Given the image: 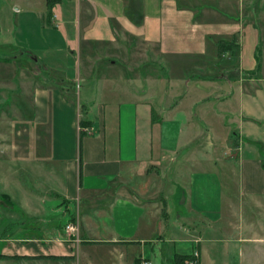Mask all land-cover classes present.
I'll return each instance as SVG.
<instances>
[{"label": "crops", "instance_id": "1", "mask_svg": "<svg viewBox=\"0 0 264 264\" xmlns=\"http://www.w3.org/2000/svg\"><path fill=\"white\" fill-rule=\"evenodd\" d=\"M226 7L194 12L179 0H45L41 8L39 0H0V154L6 114L15 132L14 176L0 164V200L10 203L11 190L39 230L34 238L26 236L30 227L15 226L21 242L62 237L76 243L86 264L80 247L92 244L111 249L110 264H151L140 248L145 243L157 245L158 264L194 253L197 264H256L264 251V76L241 68L242 14L222 12ZM12 37L18 53L9 56ZM233 37L235 61H220L217 41ZM136 41L153 58L148 51L132 63L119 57ZM180 60L190 61L203 88L217 78L228 90H182ZM172 69L180 74L171 79ZM208 93L222 107L211 109L212 118L226 114L218 124L235 141L221 158L211 140L196 155L182 150L193 142L200 120L194 109ZM192 96L183 116L180 103ZM60 221L76 225L71 240ZM7 256H36L28 260L39 263L73 258L56 250Z\"/></svg>", "mask_w": 264, "mask_h": 264}, {"label": "rangeland", "instance_id": "2", "mask_svg": "<svg viewBox=\"0 0 264 264\" xmlns=\"http://www.w3.org/2000/svg\"><path fill=\"white\" fill-rule=\"evenodd\" d=\"M44 1L45 0H39L41 8L44 7ZM179 3L181 4V6H188L192 8L194 12L195 11L199 12V10L197 9H200V8L205 9L208 5L214 6V7L226 5L227 10L222 9V12L224 13H227V11L230 10L232 13L237 15V13L240 11V13L242 14V20H240L241 21L240 23L243 26L242 32H244L242 42L240 43V49L238 51L239 58L242 63L241 68L243 70H245V68L246 69L251 68V70L255 72L256 76H258L259 74L261 76L262 75L264 76V0H225V2L218 1V0H188V1L179 0ZM197 16H199L198 18L201 17L203 19L204 15L202 14V11H201V14L199 13L197 14ZM206 17L208 18V20L211 19L210 14L207 15ZM213 20H221V18L220 16H218ZM13 41L15 40L12 37L11 39L12 45L8 46L6 49L9 56H14L15 54L18 53V50L15 47V43ZM209 41L212 42L214 40L209 39ZM130 48H131L130 52L128 51V53H125V55L123 54L119 55V57H122V58L129 57L128 62L132 63L133 61H137L143 58L144 53L146 54V51H148V53H150L148 57L153 58L152 51H150V49L149 50L144 49V45L138 44L137 41ZM15 51L17 53H15ZM4 52L5 50L0 48V55L4 54ZM223 55H224V52H219V55H216V56H218V59L220 61H223L222 59L224 57L226 59L227 57L226 60H229V63L232 64L233 61H235V57L237 56L236 48L231 53H226L225 56ZM189 62H190L189 60L179 61L180 63L179 66L183 64L185 66V70L181 72V74L184 73L183 75L184 81L188 80L186 83L183 81L182 90L184 91L188 90L189 92L192 93L194 91L201 92L202 90L206 89L208 92L210 90V92L215 93V94H224L228 90V88H226V84L221 79H217V78L210 79V81H208L211 85L210 88H206V87L203 88L205 85V82H202L201 80L197 79L195 76H192L193 72L191 68L193 65H190ZM260 64H261V68H260V73H259L258 71L256 72V69L260 67ZM210 65H211V62L209 63V66ZM175 66L178 67V65H175ZM213 68H214L213 69L214 75L221 74V72H219V70H221L219 67H213ZM175 71L176 70L172 69L170 73H168L171 79L175 78V76H178L180 74V72L175 73ZM199 74L200 72L196 71L195 75H199ZM190 76H192V78H190L189 80ZM3 92L4 91L0 90V98L3 97V94H2ZM215 94L211 95L210 93H208L207 96H205V99L202 102V104H198L199 106H197V109H194L195 114L193 116H196V115L200 116L199 117L200 120L196 122L197 126L193 130L191 129L190 135L193 137V142L189 146H185L182 148L183 153L185 154L189 153V154L196 155L198 154V151H205L207 148L206 142L208 140H211V142L214 143V147L212 148V150L215 153V156L218 158L222 157L224 153V149L226 148L232 149V145L235 141L229 135V130L226 127L225 129H223V127H221V125L218 124V122L220 121V118L227 119L226 118L227 115L222 113L220 114V116L217 115L216 117L212 118V110L214 112L216 111L221 112L222 110V107L213 99L214 98L213 96ZM193 99H194L193 96L190 98H185L184 101L180 103V105H182L181 109L183 110V116H185L184 114H186V112L188 111V109L186 110L185 107L189 106ZM25 101H26V106L23 110L26 111L25 114H27L28 107H29V98H25ZM183 105H184V108H183ZM230 107H234V104L230 103ZM199 112H202L201 115ZM5 118L7 121V124H6L7 146L5 149L3 147V152H2L3 154H0V164L3 166L4 169L6 168L7 172L10 171L11 175L14 176L15 160H14V153H13V145L15 143V132H14V129L11 128V122H12L13 117L11 114H6ZM202 119H203V122H202ZM205 124L209 125L210 129L207 130V125ZM227 127L234 128V125L232 123H229ZM0 128H1L0 135L2 136L5 132L3 130V125H1V123H0ZM173 135H174V131L170 133V135L168 136V139L171 137L173 138L174 137ZM244 141L245 139H242V142L245 144ZM261 143H263V141H261ZM20 179L25 180V178H20ZM3 188L4 187L1 182L0 192L3 190ZM9 188L12 189L11 186H9ZM5 192H8L11 197L9 198L10 203H7L6 205L4 204L3 200H0V237L3 236L2 241H0V264H86V259L84 260V257H80L77 249H75L74 247V244L76 243L68 244L67 242H65V240H62V237H60V239L58 238V241H54V242L45 241L44 243H42L40 240H37V241L29 240L28 243L21 242L20 241L21 235H17L15 231H13V228L23 223L26 227L31 228V229L29 228L30 234L26 236L37 238L35 237V235H39V232H38L39 230H36L33 228L37 227L38 221L36 222V220L33 218L34 215L30 214V211L26 209L22 203L20 206L18 199H16L17 196L11 193L12 192L11 190L10 191L5 190ZM70 206H71V211H73L72 205ZM47 212H50V211L47 210L45 213ZM54 218L57 219V216H55ZM68 218H69V215H68ZM54 221L55 219L52 220V222ZM65 221L68 222V220H65ZM64 222L60 221L61 224L59 223L58 225L59 229L63 228ZM172 222H173V218L171 217L168 220V223L172 224ZM43 224L44 225H42V227L44 228L50 227V225H48L49 223L48 224L43 223ZM169 231H170V228H168L167 233H169ZM261 232H262L261 235L264 237V223L262 225ZM31 233L32 234L34 233V235H32ZM71 238H73V236L69 235L67 240L69 241L71 240ZM151 246L152 245L150 243H145L144 245L141 244L140 248L142 247L143 254L145 255L148 254L149 256L148 258L150 259L151 264H158L157 245L155 244L152 247ZM169 246L171 247V244H169ZM262 246L264 250V243ZM151 248H152V252L150 251ZM139 249H138V246H136L135 248H132V250L135 251V254L137 253V251H139ZM51 250H56L61 253L64 252V254L65 253L71 254L73 258H70L69 261L60 260L59 262L53 263L52 260H49L47 262L39 263L38 261H34V260L32 261L28 259L22 260L18 258H12V256L5 257L10 254L13 255V253L15 252H19V254H26V253L27 254H40V253H44L47 251L50 252ZM80 250L88 254V261H89L88 264H96L97 262L99 263V261L100 262L108 261V264H110V261L112 259H115L110 248L101 247V246H98L97 244L87 245L85 248L80 247ZM1 252L7 255L4 256V254H2ZM255 259H256V264H264V251L260 259L258 257ZM131 260L132 258H130V263H131ZM186 260L187 259L183 260L180 264H188Z\"/></svg>", "mask_w": 264, "mask_h": 264}, {"label": "trees", "instance_id": "3", "mask_svg": "<svg viewBox=\"0 0 264 264\" xmlns=\"http://www.w3.org/2000/svg\"><path fill=\"white\" fill-rule=\"evenodd\" d=\"M49 1L50 0H46V4L49 3ZM235 48H236V51H237V40H235V37H233V38H231L229 40L228 39H224V38H220L217 41V44H216V53H217V55H219V52H224V51L227 52V53H231L233 50H235ZM79 124H81V122H79ZM80 134H81V131H80ZM1 198L4 199V200L7 199V197H5L3 195H1ZM5 257H8V256H5ZM16 257L17 256H12V258H16ZM25 258L36 259V258H39V257H36V256H25ZM68 258H69V256L63 257V259H68ZM185 259H188V255H184V256L174 255L173 262L175 264H180Z\"/></svg>", "mask_w": 264, "mask_h": 264}, {"label": "built area", "instance_id": "4", "mask_svg": "<svg viewBox=\"0 0 264 264\" xmlns=\"http://www.w3.org/2000/svg\"><path fill=\"white\" fill-rule=\"evenodd\" d=\"M63 230L66 234L70 235V236H75L76 232H77V228L76 225L73 223H67L63 226ZM76 242V239L74 237L73 239ZM186 262H188V264H197L196 262V254H192L191 257H189ZM139 264H149L148 261L146 260H141L139 262Z\"/></svg>", "mask_w": 264, "mask_h": 264}]
</instances>
